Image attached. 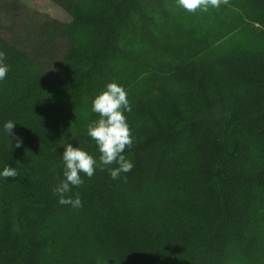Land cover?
Listing matches in <instances>:
<instances>
[{
	"label": "trees",
	"instance_id": "16d2710c",
	"mask_svg": "<svg viewBox=\"0 0 264 264\" xmlns=\"http://www.w3.org/2000/svg\"><path fill=\"white\" fill-rule=\"evenodd\" d=\"M0 50V169L17 171L0 179V264H264V0H92L59 19L0 0ZM111 82L134 166L80 173L82 206L60 205L65 141L99 156L87 128Z\"/></svg>",
	"mask_w": 264,
	"mask_h": 264
},
{
	"label": "clouds",
	"instance_id": "9594fccd",
	"mask_svg": "<svg viewBox=\"0 0 264 264\" xmlns=\"http://www.w3.org/2000/svg\"><path fill=\"white\" fill-rule=\"evenodd\" d=\"M178 5L188 12L197 9L207 11L208 7H217L220 0H177ZM9 65L5 63V53L0 50V81L4 80L9 72ZM91 111L98 115V119L88 124L87 135L95 141L98 157H93L77 144L73 147L65 141L61 158L64 162L63 179L53 189L60 205H70L80 208L82 202L79 193H71L73 187H79L83 180L80 173L91 178L97 166H110L107 171L109 176L116 180L121 173H128L133 168V162L125 156V149L131 147L133 137L124 113L130 112L131 107L127 99V92L123 86L115 82L108 83L105 88L92 100ZM16 123L12 120L5 121L2 125L3 132L10 140L14 139V147L22 145V139L12 134ZM17 171L14 167L5 164L0 169V179L15 178Z\"/></svg>",
	"mask_w": 264,
	"mask_h": 264
},
{
	"label": "rangeland",
	"instance_id": "374dc122",
	"mask_svg": "<svg viewBox=\"0 0 264 264\" xmlns=\"http://www.w3.org/2000/svg\"><path fill=\"white\" fill-rule=\"evenodd\" d=\"M27 4L34 7V9L43 14H47L53 18H61L62 17V9L56 4L52 3L49 0H25ZM129 43L134 44L133 48H136L138 42L134 37L130 38ZM140 57L146 59V52L137 53ZM132 68V67H131Z\"/></svg>",
	"mask_w": 264,
	"mask_h": 264
},
{
	"label": "crops",
	"instance_id": "0c3cea01",
	"mask_svg": "<svg viewBox=\"0 0 264 264\" xmlns=\"http://www.w3.org/2000/svg\"><path fill=\"white\" fill-rule=\"evenodd\" d=\"M49 1H51L52 3L56 4L57 6H59L60 8L66 11H70L76 6H80L92 0H49Z\"/></svg>",
	"mask_w": 264,
	"mask_h": 264
}]
</instances>
